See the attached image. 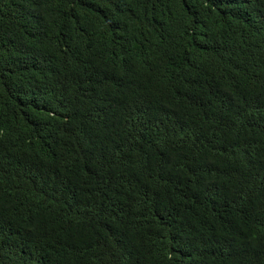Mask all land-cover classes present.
Listing matches in <instances>:
<instances>
[{"label": "trees", "instance_id": "obj_1", "mask_svg": "<svg viewBox=\"0 0 264 264\" xmlns=\"http://www.w3.org/2000/svg\"><path fill=\"white\" fill-rule=\"evenodd\" d=\"M0 264H264V0H0Z\"/></svg>", "mask_w": 264, "mask_h": 264}]
</instances>
